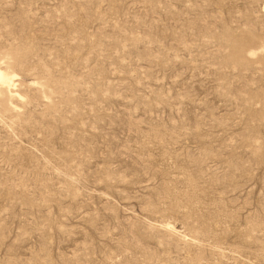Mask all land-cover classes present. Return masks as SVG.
Returning a JSON list of instances; mask_svg holds the SVG:
<instances>
[{"label": "rangeland", "instance_id": "374dc122", "mask_svg": "<svg viewBox=\"0 0 264 264\" xmlns=\"http://www.w3.org/2000/svg\"><path fill=\"white\" fill-rule=\"evenodd\" d=\"M0 68V264H264V0H0Z\"/></svg>", "mask_w": 264, "mask_h": 264}, {"label": "bare ground", "instance_id": "6f19581e", "mask_svg": "<svg viewBox=\"0 0 264 264\" xmlns=\"http://www.w3.org/2000/svg\"><path fill=\"white\" fill-rule=\"evenodd\" d=\"M248 38V37H247ZM240 39V38H239ZM246 39V38H245ZM249 39V38H248ZM257 40V39H256ZM247 43H250V41H248ZM253 43V42H252ZM256 44V43H255ZM249 45V44H248ZM245 53L248 54V57H252L255 52L252 50H248L247 46H246V41L245 40H238L234 43L233 46V50L231 53V58L235 61H241L243 59H245ZM247 61V60H244ZM243 63V62H242ZM10 74L4 72L1 68H0V83L1 84H6L7 86H10L13 82L11 77L9 76ZM9 91H12L9 89ZM11 94V93H10ZM18 94L16 93H12V98L13 96L17 97Z\"/></svg>", "mask_w": 264, "mask_h": 264}]
</instances>
